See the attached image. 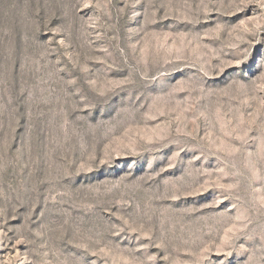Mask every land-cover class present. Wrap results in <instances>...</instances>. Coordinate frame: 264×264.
Segmentation results:
<instances>
[{"label":"rangeland","instance_id":"obj_1","mask_svg":"<svg viewBox=\"0 0 264 264\" xmlns=\"http://www.w3.org/2000/svg\"><path fill=\"white\" fill-rule=\"evenodd\" d=\"M0 264H264V0H0Z\"/></svg>","mask_w":264,"mask_h":264}]
</instances>
